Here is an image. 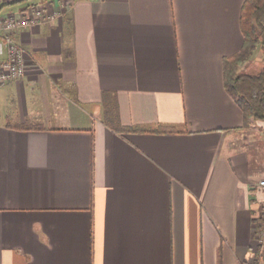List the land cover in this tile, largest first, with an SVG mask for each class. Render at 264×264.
Wrapping results in <instances>:
<instances>
[{"label": "crops", "instance_id": "obj_1", "mask_svg": "<svg viewBox=\"0 0 264 264\" xmlns=\"http://www.w3.org/2000/svg\"><path fill=\"white\" fill-rule=\"evenodd\" d=\"M244 1L0 0L61 13L12 34L29 67L0 84V264H249L264 120L241 141L223 64ZM105 98L173 131L119 132Z\"/></svg>", "mask_w": 264, "mask_h": 264}, {"label": "trees", "instance_id": "obj_2", "mask_svg": "<svg viewBox=\"0 0 264 264\" xmlns=\"http://www.w3.org/2000/svg\"><path fill=\"white\" fill-rule=\"evenodd\" d=\"M241 29L244 42L241 49L223 60L225 86L241 106L244 114L243 126L236 130L249 129L255 120H264V0H245L241 10ZM263 51V65L254 73L242 72L241 65L251 57L257 47ZM114 104L105 98V118L119 132L160 131L170 132L172 128L158 125L127 126L115 114Z\"/></svg>", "mask_w": 264, "mask_h": 264}, {"label": "built area", "instance_id": "obj_3", "mask_svg": "<svg viewBox=\"0 0 264 264\" xmlns=\"http://www.w3.org/2000/svg\"><path fill=\"white\" fill-rule=\"evenodd\" d=\"M59 16L61 13L50 12L43 6H34L21 13L0 14V84L24 77L29 67L26 61L29 52L12 38V34L20 28L40 24L45 20L52 21ZM261 185L264 186V180ZM257 227L259 226H256L255 239L260 247L254 249L255 256L250 259L249 264H264V224L261 229Z\"/></svg>", "mask_w": 264, "mask_h": 264}, {"label": "rangeland", "instance_id": "obj_4", "mask_svg": "<svg viewBox=\"0 0 264 264\" xmlns=\"http://www.w3.org/2000/svg\"><path fill=\"white\" fill-rule=\"evenodd\" d=\"M261 53H262V48L259 47V49H257L253 55V58L255 59V69L256 70L259 68L258 65H262V59L261 58L259 59V56H261ZM241 132L245 133L244 135H241V141L244 139L245 142H248L249 144L257 142L258 135H257L256 130L252 129V127H250L249 129H243V131H241ZM253 148L255 149V147H253ZM254 149H252V151H254ZM261 212H262V215H264V206H263ZM258 224H260V225H258ZM263 224H264V219H261V220L259 219L256 226H259L257 228L261 229L262 228L261 226H263ZM259 247L260 246L257 245L256 248L258 249ZM254 252L255 251H253V255H252L251 259H254V256H255ZM263 257H264V252H263Z\"/></svg>", "mask_w": 264, "mask_h": 264}]
</instances>
